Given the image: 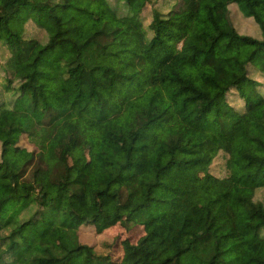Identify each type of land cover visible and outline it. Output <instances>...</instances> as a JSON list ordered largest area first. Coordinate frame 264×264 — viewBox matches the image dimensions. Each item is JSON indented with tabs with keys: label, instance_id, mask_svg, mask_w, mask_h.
<instances>
[{
	"label": "trees",
	"instance_id": "1",
	"mask_svg": "<svg viewBox=\"0 0 264 264\" xmlns=\"http://www.w3.org/2000/svg\"><path fill=\"white\" fill-rule=\"evenodd\" d=\"M258 3L0 0V264H264L245 254L264 249ZM30 23L43 37L29 35ZM174 85L178 106L165 92ZM188 131L201 140L187 143ZM23 135L34 150L8 159ZM77 151L88 153L83 164ZM223 156L219 178L211 169ZM176 167H201L208 183L199 231L172 206L177 188L164 177ZM239 191L250 194L238 198L242 221L224 209ZM116 226L140 236L106 252L82 239L85 227Z\"/></svg>",
	"mask_w": 264,
	"mask_h": 264
},
{
	"label": "rangeland",
	"instance_id": "2",
	"mask_svg": "<svg viewBox=\"0 0 264 264\" xmlns=\"http://www.w3.org/2000/svg\"><path fill=\"white\" fill-rule=\"evenodd\" d=\"M179 5L178 7L182 6V2H177ZM169 4L168 2H162L163 10L167 11L169 10ZM258 10L264 12V0H259L258 3ZM144 20V26L145 28H148V25L150 23V10L147 9L143 15ZM84 23L86 25H90L98 29L100 26L94 22L84 20ZM253 24V23H252ZM27 30L30 36L40 38L43 37V31L39 30L35 27L34 24H28ZM249 33V32H247ZM260 36V35H259ZM67 50V49H66ZM71 55L68 56L70 58ZM51 62V59L46 60V64H49ZM255 77V75H253ZM260 83V87L257 88L262 95H264V79L257 80ZM3 81L0 78V85H3ZM66 91L68 94H66L67 97L73 98L76 96V92L73 90L72 87H74V83L72 81L66 82L65 84ZM166 95L169 99L173 101L175 105H179L180 102H182V99L184 96H182L180 91V86L174 85V86H167L165 89ZM71 98V99H72ZM230 101L232 104L236 107L237 110H242L244 103L243 100H241L237 95L230 96ZM39 118V116H38ZM193 132L188 131L187 133V143H193L200 141L202 136L199 134H194ZM20 147V150H10L11 154L8 157V159H13L14 157L25 159L27 158L28 154L34 150V147L29 143L28 139L25 135H23L20 139V143L17 145ZM17 148V147H16ZM73 161L79 165L83 164L88 157V153L77 151L73 152L72 154ZM137 159H140L139 157ZM225 163L226 159L221 157L219 160L213 165L211 171L214 176L223 178L226 175V169H225ZM180 168L176 167L172 169L170 173H168L164 180L168 181L171 184H174V187L177 188V195L175 200L173 201L172 206L174 208L180 209L184 213L187 214L189 218L188 227L189 229L199 231L202 227L203 223V211L201 210L202 202L205 199V194L208 190V183H206L203 179L202 174V168L201 167H192L185 170V172L179 171ZM239 197H250V194L244 191H239L232 195L225 203L224 209L225 211L233 216L236 220L242 221L247 217L246 211L242 205V203L238 200ZM256 200H262L264 202V195H261L259 193L255 196ZM141 233V227H133L130 229L129 227H121L116 226L112 229H109L104 232L102 235H97L95 231H93L92 227H85L82 229V239L94 246L97 250L100 252H106L105 245L111 244L117 237L123 238H129L130 240L134 241L137 240ZM247 256H253V255H264V249L259 248H252L245 252ZM194 256H188L184 260V264H200L197 259Z\"/></svg>",
	"mask_w": 264,
	"mask_h": 264
}]
</instances>
